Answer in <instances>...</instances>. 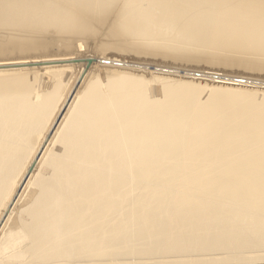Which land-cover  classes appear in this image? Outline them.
<instances>
[{"label": "bare ground", "instance_id": "1", "mask_svg": "<svg viewBox=\"0 0 264 264\" xmlns=\"http://www.w3.org/2000/svg\"><path fill=\"white\" fill-rule=\"evenodd\" d=\"M197 64L264 0H0V264L264 262V90Z\"/></svg>", "mask_w": 264, "mask_h": 264}, {"label": "rangeland", "instance_id": "2", "mask_svg": "<svg viewBox=\"0 0 264 264\" xmlns=\"http://www.w3.org/2000/svg\"><path fill=\"white\" fill-rule=\"evenodd\" d=\"M61 42L60 43H57L56 44V46H55V44H54V46H53V48H52V46H50V48H52L54 51H56L57 50V48H58V50H59V47H61ZM79 45H80V42L78 43ZM85 44V43H84ZM89 46H91V47H89ZM89 46H88V53L86 52V50H85V52H86V54H88V55H84L83 57L84 58H92L91 56L93 55V59H94V57L95 56H97L98 55V53L97 52H95V51H93V43H91V44H89ZM51 49V50H52ZM57 50V51H58ZM89 50L91 51V52H89ZM34 53H36V52H34ZM40 54H49L48 52H43V53H40ZM97 54V55H96ZM42 56H44V55H42ZM88 56V57H87ZM98 62V61H97ZM162 64H164V63H162ZM171 65H173V66H179L180 64H176V63H172ZM197 65H200V64H197ZM196 65V66H197ZM183 67H187V68H184V69H189V74L188 75H192V77H195V75H196V77L197 78H195V79H198L199 81H204V79H202L201 77H199L198 76V73L197 72H202V71H207V70H210L211 68H213V69H218V72L219 73H223V74H226V76L228 75V76H230V77H236V75H237V77H239V76H244L245 78H249L250 80H258V79H261V80H264V72H261V71H259L260 72V74H259V72H258V70H252V69H247L246 71H244L245 70V68H244V70H243V68L242 67H238L237 65H233V67H232V69H230L231 68V66L232 65H228V66H225L224 68H222L221 66H219V68H218V66H211V67H209V66H205V64H202V65H200V66H193V65H182ZM205 66V67H204ZM223 66V65H222ZM237 66V68H235ZM204 67V68H203ZM215 67V68H214ZM217 67V68H216ZM221 67V68H220ZM228 69H227V68ZM74 68H76L75 70H77L78 71V68H79V65L77 66H75ZM93 68V67H92ZM190 68H191V70H190ZM96 68H94V70H95ZM243 71H242V70ZM199 70H201V71H199ZM226 70V71H225ZM194 71H196L195 73H194ZM221 71V72H220ZM250 71H252V72H250ZM74 72H76V71H74ZM73 72V74L71 73V74H69V76H68V78L65 80V81H68L69 80V82H71L72 80H73V76H75V74L77 73H74ZM242 72V73H241ZM250 72V73H249ZM263 73V74H262ZM242 74V75H241ZM71 75H73V76H71ZM258 75V76H257ZM73 77V78H72ZM260 77V78H259ZM253 78H255V79H253ZM70 79H71V81H70ZM238 79V81L239 82H242L243 83V85H244V88H250V89H252L253 88V90H255V89H260L261 87V89L262 90H264V84H262V85H260L261 83H259V81H254L255 83H256V85H254L255 83H253V82H251L250 80H249V82H245L244 80H241V77H240V80H239V78H237ZM205 80H207V81H204V82H206V83H208V84H213L214 82H212L213 80H210V79H205ZM49 81V80H48ZM231 81V80H230ZM235 81V80H234ZM233 81V82H234ZM68 82V83H69ZM236 82V81H235ZM245 82V83H244ZM259 83V84H258ZM222 84V83H221ZM234 86V85H231V84H225V86ZM247 85V86H246ZM65 86V85H64ZM261 86V87H260ZM67 89V87L65 88V90ZM262 90H259L260 92L262 91ZM217 264H250V263H246V262H221V263H217ZM258 264H264V262L263 263H258Z\"/></svg>", "mask_w": 264, "mask_h": 264}, {"label": "water", "instance_id": "3", "mask_svg": "<svg viewBox=\"0 0 264 264\" xmlns=\"http://www.w3.org/2000/svg\"><path fill=\"white\" fill-rule=\"evenodd\" d=\"M92 61H93V59L89 58L88 59V64H90ZM38 64H41V63H38ZM46 64H49V63H44V65H46Z\"/></svg>", "mask_w": 264, "mask_h": 264}]
</instances>
